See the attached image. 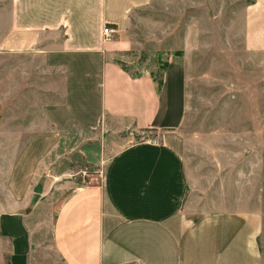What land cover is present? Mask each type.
Instances as JSON below:
<instances>
[{"label":"crops","instance_id":"obj_1","mask_svg":"<svg viewBox=\"0 0 264 264\" xmlns=\"http://www.w3.org/2000/svg\"><path fill=\"white\" fill-rule=\"evenodd\" d=\"M183 1L200 14L184 18L182 36L175 22L166 40L155 38L167 54L160 79L157 66L132 64L129 51L139 44L127 36L133 17L142 20L140 11L160 0H7L0 8V264L53 262L27 211L35 173L64 128L63 111L79 123L96 118L97 88L98 115L108 126L155 129L163 137L121 149L102 182L61 202L50 228L61 264H263L261 212L207 209V189L193 194L178 135L189 109V56L205 49L213 29L220 32L217 47L230 33L228 44L241 37L246 52L264 54V0L242 9L240 0H223L236 1L237 10L230 18L223 10L215 20L202 7L219 0ZM105 26L114 30L110 39ZM81 87L84 116L75 108L78 99H70ZM30 102L38 110L34 119L23 107Z\"/></svg>","mask_w":264,"mask_h":264},{"label":"rangeland","instance_id":"obj_2","mask_svg":"<svg viewBox=\"0 0 264 264\" xmlns=\"http://www.w3.org/2000/svg\"><path fill=\"white\" fill-rule=\"evenodd\" d=\"M170 1L160 0L140 11L142 20L139 21V15L134 16L127 34L139 44V48L129 51V60L137 67L145 63L154 68L157 66L153 74L158 79L167 54L157 50L155 38L158 35L166 40L167 28L175 22V34L182 36L184 18L200 14L195 7L185 8L183 0H180L181 5L174 3L175 0ZM249 1L240 0L239 9ZM235 2L224 4L219 0L216 6L209 4L202 8L213 20L223 10V16L229 15L230 18V14L237 10ZM6 4L7 0H0V8ZM228 34L224 44L217 47L215 40L219 39L220 32L209 31L205 49L189 56V109L179 129L178 143L191 169L193 194H201L207 189L202 193L207 209L228 207L261 212L264 264V54L246 52L241 37L228 44ZM169 41L167 39V45ZM133 73L139 74L140 71L134 69ZM33 77L36 78L34 74ZM60 88L66 101V86ZM69 91L72 93L73 88L70 87ZM86 97V90L82 87L75 89L70 96V99H78L75 108L81 111L79 115L87 113L82 111L87 106ZM23 107L30 112L32 119L38 115V110L34 111L36 103L23 104ZM98 108L99 88L96 92V118L84 117L79 123L69 118L70 111L62 112L64 128L51 142L53 144L35 173L38 181L27 211L34 224L35 237L43 239L45 254L53 259L51 264H61L50 242V228L61 202L79 188L102 182L110 159L121 149L163 137L162 132L155 129L138 131L110 127L98 115ZM27 137L23 136V141Z\"/></svg>","mask_w":264,"mask_h":264},{"label":"built area","instance_id":"obj_3","mask_svg":"<svg viewBox=\"0 0 264 264\" xmlns=\"http://www.w3.org/2000/svg\"><path fill=\"white\" fill-rule=\"evenodd\" d=\"M114 30L110 26H105L104 34L107 39L112 38Z\"/></svg>","mask_w":264,"mask_h":264}]
</instances>
